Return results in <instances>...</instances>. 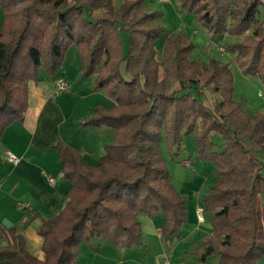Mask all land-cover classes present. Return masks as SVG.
I'll list each match as a JSON object with an SVG mask.
<instances>
[{"label": "trees", "instance_id": "obj_1", "mask_svg": "<svg viewBox=\"0 0 264 264\" xmlns=\"http://www.w3.org/2000/svg\"><path fill=\"white\" fill-rule=\"evenodd\" d=\"M180 3L197 14L210 39L242 36L227 50L245 73L264 79L260 0ZM0 9V138L13 121L23 119L28 80L39 79L41 69L56 76L72 44L78 47L83 75L94 77L95 89L114 100L111 106L96 104L83 124L116 131L97 163L85 162L61 140L53 143L62 156V176L71 185L64 206L43 219L46 258L31 255L22 234L11 227L0 259L75 264L81 243L90 237L126 248L142 245L141 214L162 212L161 235L169 240L187 223L188 197L172 182L160 144L165 136L176 154L184 135L194 133L199 158L216 168L203 195L212 233L194 254L203 264L214 256L217 264H259L264 257V113L250 114L236 100L229 62L194 58V43L180 32H165L144 0L119 5L114 0H0ZM201 84L218 95L214 108L203 100ZM214 134L223 136L222 149ZM248 141L263 158L252 153Z\"/></svg>", "mask_w": 264, "mask_h": 264}, {"label": "crops", "instance_id": "obj_2", "mask_svg": "<svg viewBox=\"0 0 264 264\" xmlns=\"http://www.w3.org/2000/svg\"><path fill=\"white\" fill-rule=\"evenodd\" d=\"M1 20L0 9V23ZM57 76L70 82L69 91H55ZM94 84V77L83 75L76 44L68 48L56 76L41 69L39 79L28 80L23 119L13 121L0 138V248L9 245V229L14 227L24 237L26 250L45 260L44 238L40 234L43 219L53 217L64 206L71 185L62 176L64 165L60 152L53 147L55 141L61 140L78 150L85 162L97 163L106 153V145L114 140L113 127L83 124L96 104H114ZM8 151L19 157L17 163L9 159ZM50 177L55 182L51 183ZM205 180L199 190L187 193V223L169 240L161 235L162 212L155 217L141 214L142 245L126 248L107 238L90 237L81 243L75 264H162L165 257L171 264H203L194 252L202 248L212 233L209 212L203 203ZM198 207L204 208L203 220L198 218ZM0 264L17 263L0 259Z\"/></svg>", "mask_w": 264, "mask_h": 264}, {"label": "rangeland", "instance_id": "obj_3", "mask_svg": "<svg viewBox=\"0 0 264 264\" xmlns=\"http://www.w3.org/2000/svg\"><path fill=\"white\" fill-rule=\"evenodd\" d=\"M122 1L123 0H114L116 5H119ZM144 2L148 7L146 8L147 11L157 13L158 22L165 32H180L194 43L195 47L192 52L194 58L203 60L217 58L224 62H229L233 74L234 97L236 100L240 101L250 113H264V100L258 95L259 90L264 89V79L257 74L245 73L236 61L234 53L222 55L216 49L206 51L207 44L210 40V33L199 20L196 13L185 10L181 6L180 0H144ZM260 9H263V6H260ZM259 18L263 19L264 15L259 16ZM252 32L253 30L251 29L247 31L246 34H252ZM121 37L122 43L127 46L129 38L128 33L123 30L121 32ZM217 39H219L222 46L228 48L229 44L242 40V36L226 35L224 38L217 36ZM162 44L163 39L160 38L156 40V46L158 47L160 56L162 53ZM200 92L203 93V100H209L208 104H211L214 108L216 106L215 102L218 100V95L212 93L210 88L206 87L205 84L200 85ZM192 93L199 96L198 90L196 89H193ZM212 138L217 144L218 149H222L225 142L223 136L221 134H214ZM247 145L252 153L254 152L259 158H263L262 152H259L255 145L251 144L249 141ZM160 148L168 165L170 178L182 194L187 195V193L191 191L199 190L205 179L202 193L203 195L207 194L215 177L216 168L213 162L209 160L204 161L199 158L194 133L184 135L181 146L174 150L176 154L172 153L173 150H171L165 136L161 140ZM186 161L190 163V166L185 165ZM218 261L219 258L214 256L209 258L204 264H217ZM259 264H264V257L259 260Z\"/></svg>", "mask_w": 264, "mask_h": 264}, {"label": "built area", "instance_id": "obj_4", "mask_svg": "<svg viewBox=\"0 0 264 264\" xmlns=\"http://www.w3.org/2000/svg\"><path fill=\"white\" fill-rule=\"evenodd\" d=\"M260 2L264 6V0H260ZM207 45H208L207 46L208 51L216 49L222 55L229 54V51L227 50V48L225 46H222L220 44V42L215 40V39H210ZM54 88H55V91H57L59 93L60 92H66V91L70 90L71 84L66 78H64L62 76H57L54 79ZM258 95H259V97H261L262 100H264V89H260ZM8 157L14 163H17L19 161V157L16 156L11 151H8ZM185 165L190 166V163L188 161H186ZM49 181L51 183H53V182H55V179L53 177H50ZM203 213H204V208L198 207L197 214H198L199 220H203ZM162 264H171V260L168 257H165Z\"/></svg>", "mask_w": 264, "mask_h": 264}, {"label": "water", "instance_id": "obj_5", "mask_svg": "<svg viewBox=\"0 0 264 264\" xmlns=\"http://www.w3.org/2000/svg\"><path fill=\"white\" fill-rule=\"evenodd\" d=\"M4 222H5L6 224H8V221L4 220Z\"/></svg>", "mask_w": 264, "mask_h": 264}]
</instances>
